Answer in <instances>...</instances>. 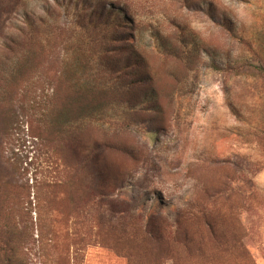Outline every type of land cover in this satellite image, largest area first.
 <instances>
[{
    "label": "rangeland",
    "instance_id": "obj_1",
    "mask_svg": "<svg viewBox=\"0 0 264 264\" xmlns=\"http://www.w3.org/2000/svg\"><path fill=\"white\" fill-rule=\"evenodd\" d=\"M0 264H264V0H0Z\"/></svg>",
    "mask_w": 264,
    "mask_h": 264
},
{
    "label": "trees",
    "instance_id": "obj_2",
    "mask_svg": "<svg viewBox=\"0 0 264 264\" xmlns=\"http://www.w3.org/2000/svg\"><path fill=\"white\" fill-rule=\"evenodd\" d=\"M69 82L71 86H75L71 83L70 77ZM78 88L80 92L78 91L76 95L74 94L64 98L61 103L54 108L55 120L58 126L61 125L63 127L65 123L73 122L77 117H91L97 109L96 106H101V103L96 104L95 102L94 104V100L89 98L92 94L95 95L97 93L92 87L78 85ZM84 100H87L85 104L82 103Z\"/></svg>",
    "mask_w": 264,
    "mask_h": 264
}]
</instances>
